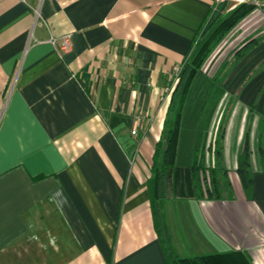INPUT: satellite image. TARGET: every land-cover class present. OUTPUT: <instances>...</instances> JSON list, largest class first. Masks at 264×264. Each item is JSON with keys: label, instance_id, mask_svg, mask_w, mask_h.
<instances>
[{"label": "crops", "instance_id": "1", "mask_svg": "<svg viewBox=\"0 0 264 264\" xmlns=\"http://www.w3.org/2000/svg\"><path fill=\"white\" fill-rule=\"evenodd\" d=\"M242 3L264 11V0H0V264H168L147 189L163 89ZM65 33L60 55L48 39ZM253 37L206 139L222 122L232 197L161 200L173 256L264 264V24L235 37L213 72ZM245 144L248 194L236 170Z\"/></svg>", "mask_w": 264, "mask_h": 264}, {"label": "trees", "instance_id": "2", "mask_svg": "<svg viewBox=\"0 0 264 264\" xmlns=\"http://www.w3.org/2000/svg\"><path fill=\"white\" fill-rule=\"evenodd\" d=\"M254 7V4L242 3L219 21L199 44L194 55L183 61L178 80L170 93L167 113L153 153L151 174L147 180L154 224L168 264H239L236 257L238 253L233 251L189 257L173 256L163 234L159 202L169 197H232L227 170L222 163L223 123L215 139L208 144L207 132L214 111L225 93L223 82L231 66L260 40L256 37L249 40L234 53L229 64L220 63L214 72L208 71L205 64ZM207 151L212 154L209 163L205 162ZM236 170L248 194L253 172L246 144L239 153Z\"/></svg>", "mask_w": 264, "mask_h": 264}, {"label": "rangeland", "instance_id": "3", "mask_svg": "<svg viewBox=\"0 0 264 264\" xmlns=\"http://www.w3.org/2000/svg\"><path fill=\"white\" fill-rule=\"evenodd\" d=\"M262 24H264V11L261 7H257L255 5L254 9L249 14H247V16L243 18V20L233 29L235 31L232 32L233 31L232 30L231 31L232 33L230 32L228 35L229 37H226L222 41V43L217 47L215 52L208 59L206 63L207 65L205 64L206 69L212 72L213 68L215 67V64H217L216 62H218L221 58H223V56L228 51V49L232 46L234 41H236L235 40L236 38L243 36L245 33L251 31L252 29H254V31L258 30L259 28L261 29Z\"/></svg>", "mask_w": 264, "mask_h": 264}, {"label": "built area", "instance_id": "4", "mask_svg": "<svg viewBox=\"0 0 264 264\" xmlns=\"http://www.w3.org/2000/svg\"><path fill=\"white\" fill-rule=\"evenodd\" d=\"M48 41L57 50V52L60 55L68 53L72 48V35H71V33H65V34L61 35L60 37L51 36L48 39ZM182 66H183V62L178 63L177 65L174 66L173 70L170 72V74L168 76L169 83L163 89V95L167 96L171 93L172 89L174 88V86L178 80V76H179V73L182 69ZM131 133L135 134L136 130L132 129Z\"/></svg>", "mask_w": 264, "mask_h": 264}]
</instances>
